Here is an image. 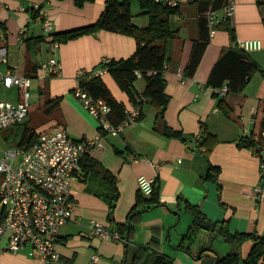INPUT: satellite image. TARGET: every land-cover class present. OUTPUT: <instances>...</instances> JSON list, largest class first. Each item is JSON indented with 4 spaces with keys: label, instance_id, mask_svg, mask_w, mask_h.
I'll return each instance as SVG.
<instances>
[{
    "label": "crops",
    "instance_id": "crops-1",
    "mask_svg": "<svg viewBox=\"0 0 264 264\" xmlns=\"http://www.w3.org/2000/svg\"><path fill=\"white\" fill-rule=\"evenodd\" d=\"M106 1L89 0L79 7L75 0H0V21L5 24V29L0 31V45H7L9 51L8 65H3L2 69L11 68L18 74L27 75L28 63L38 64L52 55L59 58L62 63L60 74L46 79L32 78V86L35 85L39 97L42 98L40 90L47 88L51 99L62 98L59 105L48 113L43 126L46 130L55 125L62 126L77 140L101 135L103 146L93 147L89 154L116 176L120 190L113 220H110L108 204L101 197L86 192L78 180L80 175L75 176L72 191L76 201L75 219L60 229L56 245L60 254L58 264H131L137 247L149 243L152 236L159 239L158 248L166 253L167 242L173 240L170 234L173 232L178 238V224L184 219L183 213L190 215L191 226L192 215L186 210L188 203L197 206L210 220L222 223L229 233L256 231L264 235V187L260 198L254 194L255 186L261 181L260 159L251 149L238 146L239 138L247 134L246 131L254 130L262 117L264 76L255 73L241 93L226 96L225 107L229 115L219 109L215 95L218 89L206 86L223 50L236 47L239 40L262 41L260 49L249 53L264 69V5L260 7L256 0H235L233 18L222 22L217 32L210 36V43L193 78L185 77L184 71L194 41L200 34V17L206 16L208 10L201 14L199 2H192L181 5L180 13L172 18L180 32L169 44L166 92L170 102L165 118L168 126L183 132L188 139L185 143L179 138L164 136L156 129L157 107L149 102L144 104L143 117L136 125L118 134L100 133L98 121L74 93L78 75L91 70L103 59L130 57L136 50V39L101 30L59 43L53 49L50 42L53 37L45 30L38 11L33 8V5H40L46 10L52 32L56 33L96 22L105 10ZM139 13L134 21L147 25L149 20ZM228 27L233 30L235 38ZM38 36H42L43 41L35 44L32 40L28 47L26 39ZM102 77L114 98L130 107L132 103L128 94L115 79L107 72ZM135 85L139 92H144L145 79L139 77ZM1 87L4 88L0 84ZM253 115H256L255 122L251 120ZM202 124H206L218 138L208 151L204 145L198 147L193 142ZM210 164L220 168L217 181L206 177ZM141 175L156 177L161 205L144 211L142 218L134 223L128 246L125 240L93 235L92 221L112 230L118 224L128 222V215L136 204ZM185 243L192 244L193 240L186 238ZM179 244L173 243L176 246L172 248L176 262L200 264L179 248ZM251 246L249 240L242 244L243 257ZM0 264L40 263L26 252L5 251L1 254Z\"/></svg>",
    "mask_w": 264,
    "mask_h": 264
},
{
    "label": "trees",
    "instance_id": "trees-1",
    "mask_svg": "<svg viewBox=\"0 0 264 264\" xmlns=\"http://www.w3.org/2000/svg\"><path fill=\"white\" fill-rule=\"evenodd\" d=\"M76 4L81 7L89 0H75ZM261 7L264 0H256ZM141 12L139 15L148 16V24L139 25L134 21L132 9V0H107L104 12L99 19L89 25L64 30L61 32L51 33L53 37L50 42L57 41L65 43L87 34H96L101 30L114 33L133 36L136 39L137 47L135 52L127 58L121 59H103L91 70L83 71L78 76V86L88 93L94 99H104L112 108L110 120L113 125H118L126 117V105L117 101L106 85L102 74L99 71L109 73L120 88L126 92L132 105L138 106L141 110L140 119L143 117V106L149 102L157 107L156 120L158 129L164 136L169 138H179L185 143L188 139L182 131L174 130L168 126L165 118L166 110L170 102V96L166 92V71L170 59L169 44L179 36L180 28L173 23L172 18L180 13V8L164 4L160 0H138ZM225 0H206L199 2V12L210 8H219ZM202 16V15H201ZM5 29V24L0 21V31ZM234 37L231 27H228ZM209 26L206 16L200 17V34L194 41L190 61L184 71L187 78H193L202 61L205 50L210 43ZM41 43L42 36L26 39L28 47L31 41ZM38 64H27V76L37 78ZM33 72V73H31ZM35 72V73H34ZM104 72V73H105ZM260 72L264 76V69L253 58L251 53L238 47L224 49L219 60L215 63L206 86L220 89L227 86L225 95H221L219 90L216 92L218 97V106L223 114L229 115V110L225 107L226 96L230 93H241L246 85L250 82L253 75ZM35 74V75H34ZM142 77L145 79L146 88L144 92H139L135 83ZM40 95H47V88L40 90ZM61 97L46 100L47 113L55 109ZM21 125L16 133L18 144L26 142L32 143L38 137L35 128L29 124ZM17 126V125H16ZM101 129L100 127H98ZM210 139H213L212 141ZM217 135L208 130L206 124H202L200 132L193 139L194 145L206 147L210 150ZM211 141V142H210ZM217 141V140H216ZM239 147L251 149L256 155L261 156L264 152V105L262 117L254 130L242 135L238 140ZM191 148V147H190ZM260 159V158H259ZM264 163L260 159V165ZM82 176L78 178L83 184L86 192L101 197L109 206L108 218L113 220L114 212L120 198V190L117 185L116 176L107 169L100 161L91 157L86 152L81 159ZM261 184L264 187V166L261 168ZM220 168L209 165L207 179L218 180ZM161 205L160 189L158 183H154V190L150 196H145L140 190L136 198V204L128 215V222L118 224L115 227L123 241L127 235L131 237L134 223L142 218L144 211ZM186 210L192 215V223L188 232L182 238L178 245L179 248L189 253L200 264H264V235L252 232L229 233L223 224L219 221L210 220L197 206L187 204ZM199 233V234H198ZM221 234L225 242L231 244L232 249L226 254H220L214 247V240ZM186 238L193 240L192 244L185 243ZM252 241V246L248 254L243 257L241 246L246 241ZM159 239L152 236L149 243L138 246L131 264H179L174 257H171L159 250Z\"/></svg>",
    "mask_w": 264,
    "mask_h": 264
},
{
    "label": "built area",
    "instance_id": "built-area-1",
    "mask_svg": "<svg viewBox=\"0 0 264 264\" xmlns=\"http://www.w3.org/2000/svg\"><path fill=\"white\" fill-rule=\"evenodd\" d=\"M166 5L180 7L183 4L206 0H160ZM38 11L45 30L52 33V23L47 12L40 5H33ZM235 0H225L219 8L206 12L209 34L213 36L218 26L233 18ZM53 49L59 42H51ZM236 47L253 51L262 47L260 39L239 40ZM9 51L5 44L0 45V84L4 88L17 89V99L0 98V129H8L22 123L30 112L32 78L18 74L13 69H2L8 65ZM62 63L56 55L38 63L37 76L40 79L60 74ZM105 71H99L103 74ZM82 73H79L81 75ZM78 75V76H79ZM219 90L227 92V86ZM85 108L98 121L100 133L118 134L125 128L140 121L138 106L126 107V117L118 125L110 120L111 106L104 99H94L79 86L74 90ZM257 114L256 109H253ZM256 121V115L251 118ZM247 134L250 133L246 131ZM102 136L92 139H74L68 130L55 125L41 132L32 143L26 142L15 148L0 152V257L5 251L26 252L40 264H58L60 254L56 248L60 229L75 219L76 201L73 197V182L76 175H82L81 159L93 147H102ZM264 162V152L258 156ZM133 159H137L133 157ZM159 167L158 165H156ZM264 166L261 163L260 170ZM261 171V176H262ZM156 177L141 175L138 178L139 190L150 196L154 190ZM261 182L255 186L254 194L260 198ZM93 235L121 240V234L97 221H92ZM96 259L97 256H94Z\"/></svg>",
    "mask_w": 264,
    "mask_h": 264
},
{
    "label": "rangeland",
    "instance_id": "rangeland-1",
    "mask_svg": "<svg viewBox=\"0 0 264 264\" xmlns=\"http://www.w3.org/2000/svg\"><path fill=\"white\" fill-rule=\"evenodd\" d=\"M132 9L135 17L137 16V12H141V7L138 2V0H132ZM142 16V15H139ZM146 19H148L147 15H144ZM134 17V18H135ZM1 68V66H0ZM17 89L15 87L13 88H0V98L2 99H10V100H16L17 99ZM49 95L47 94L45 97H39V94L36 91L35 85L31 86V98H30V117H27L22 124H29V126L35 128V132L40 134L41 132H44L46 129L44 128L43 124L47 121L48 113L45 111L46 109V100L48 99ZM50 98V97H49ZM21 127V125L13 126L8 129H0V152L5 151L9 148H15L18 144L19 138L17 139L16 133H18V129ZM8 135H10L8 137ZM179 217V216H178ZM184 219L180 221L178 224L179 226V235L176 239L175 233H171L170 236L172 237L173 243H179L181 242L184 235L188 232V228L190 226L191 217L189 214L183 213ZM182 217V218H183ZM188 218L189 220H186ZM179 219H177L178 221ZM169 228H167L168 231ZM199 234V233H198ZM167 242L168 246H165L164 252L165 254H169V256H174L175 251L172 248H175L173 243ZM170 247V248H168ZM214 247L221 253L226 254L229 252L232 247L227 244L224 241V238L221 234H219V238L214 240Z\"/></svg>",
    "mask_w": 264,
    "mask_h": 264
},
{
    "label": "water",
    "instance_id": "water-1",
    "mask_svg": "<svg viewBox=\"0 0 264 264\" xmlns=\"http://www.w3.org/2000/svg\"><path fill=\"white\" fill-rule=\"evenodd\" d=\"M125 243H126V246H128V244H129V236L127 235V237H126V239H125Z\"/></svg>",
    "mask_w": 264,
    "mask_h": 264
}]
</instances>
